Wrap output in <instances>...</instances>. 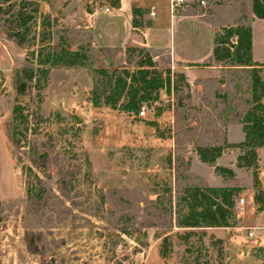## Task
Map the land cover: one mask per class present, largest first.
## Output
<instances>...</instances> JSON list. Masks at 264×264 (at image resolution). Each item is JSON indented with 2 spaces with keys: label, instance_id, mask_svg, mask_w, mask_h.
Listing matches in <instances>:
<instances>
[{
  "label": "rangeland",
  "instance_id": "obj_1",
  "mask_svg": "<svg viewBox=\"0 0 264 264\" xmlns=\"http://www.w3.org/2000/svg\"><path fill=\"white\" fill-rule=\"evenodd\" d=\"M240 1L191 0V6L208 11L203 16L179 18L171 36L169 29L164 28L167 34L163 37H171L177 51L185 41H197L200 49H206L213 41L215 25L234 20L238 15H245L250 22L251 2ZM40 3L43 14L50 12L54 21L51 42L57 44L59 36L64 34L72 48L80 44L88 47L95 65L111 66L103 52L93 45L92 37L99 45L120 43L125 31L124 16L118 20V41L109 34L116 23L111 16L120 6L111 0H40ZM121 4L127 12L128 0H122ZM26 8L31 10L29 5ZM176 8L174 12L178 16L180 9ZM90 11L93 13L89 14ZM43 14L38 16L32 31L38 37ZM251 23L254 56L264 61V20L257 18ZM36 41L19 45L8 36L0 18V264H226L229 253L224 230L233 227L242 231L243 216L248 224L243 227L248 233L249 224L255 223V213L262 210V203L254 198L253 169L236 165L238 147L227 148L217 161L234 168L232 177L218 174L212 165L195 156L198 145L244 139L242 123L234 116L242 101L236 83L239 73L223 68L224 85L214 79L198 88L190 86L186 75L184 78L175 75L181 71L169 65L170 91L161 89L157 101L145 104V114H137L147 116L154 110L165 111L160 120L148 121L155 128L148 141L101 147L97 145V137L107 143L116 134L109 133L111 121L93 106L94 72L88 64L53 67L42 89L41 102L35 88H29L25 94L17 92L16 70L32 63L33 51L38 47ZM138 57L136 53L132 62L124 64L134 67ZM176 81L178 88L174 87ZM16 101L51 116L46 130L56 133L54 146L46 135L38 136V149L47 148L50 152L46 161L29 150V135L23 136L19 146L11 140L12 109ZM57 112L65 116L62 123L55 121ZM73 113L83 121L78 137L60 131L75 122ZM137 115L128 122L130 132L139 129ZM258 152L259 175L264 180V146ZM28 165L47 184L42 199L27 194ZM30 176L34 178L33 173ZM191 184L238 186L236 224L195 229L179 225L178 196ZM240 196L245 197L242 207ZM260 222L263 225L256 231L264 235V213ZM189 230L193 233L189 234ZM166 244L170 251L163 257L160 249Z\"/></svg>",
  "mask_w": 264,
  "mask_h": 264
},
{
  "label": "trees",
  "instance_id": "obj_2",
  "mask_svg": "<svg viewBox=\"0 0 264 264\" xmlns=\"http://www.w3.org/2000/svg\"><path fill=\"white\" fill-rule=\"evenodd\" d=\"M111 1L114 5L120 6L121 0ZM28 5L31 6L29 11L26 10ZM252 8L257 17L264 18V0H252ZM146 12L147 8L133 7L132 21L136 28H142L151 23L150 19L144 17ZM42 14L40 0H20V2L2 0L0 2V18L5 23L8 36L14 38L22 46L35 40L38 41H36L38 47L33 51L32 63L16 70V89L19 94H25L29 88H35L38 101L41 102L43 100L42 89L48 82L53 67L87 64L94 72L91 100L95 105L106 104L137 115L145 104L151 105L152 101L159 99L161 89L170 91L172 86L170 66L160 67L146 46H127L128 62L133 61L134 54L139 55L134 67L124 63L111 66L95 65L90 59L88 47L84 44L72 48L68 36L64 34L59 36L57 44L51 42L54 21L50 12L44 13L41 18L39 37L37 34H32L38 16ZM213 59L225 66L227 70L239 73L236 83L240 89L242 101L234 116L242 123L245 137L240 141L198 145L196 150L200 158L212 165L218 174L232 177L235 175L234 168L219 164L217 158L227 148L238 147L240 152L236 165L253 169L254 198L256 202L262 203L260 207L263 209L264 188L259 175L258 148L264 146V68L254 59L253 26L245 15L241 16L239 21L221 25L216 29ZM175 75L182 78L185 76L184 72H175ZM241 78L246 82L245 86L242 85ZM219 80L224 82L225 77L221 76ZM174 87H180L178 81L174 83ZM161 111L158 110V113ZM55 116V121L58 123H62V119L65 118L60 112H57ZM71 116L76 119L75 122L69 124L68 127H62L60 131L78 137L83 121L76 113ZM51 121V116L43 114L39 108L30 109L26 103L16 101L12 109L11 140L19 146L23 141V136L27 138L29 135L30 138L27 139L29 150L33 154H39L46 161L50 152L47 148L38 149V136L46 135L51 145L54 146L56 133L46 130ZM87 159L90 164L91 157L88 156ZM33 161H36L35 158ZM27 167L29 168V177L26 179L27 194L29 197L35 196L37 199H42L46 195L47 184L32 165ZM22 168L25 171L23 164ZM31 173L34 174V178L30 176ZM239 192L240 188L236 185L205 187L191 184L185 186L182 194L178 196V224L191 227L190 229L202 226L235 225L237 220L234 207ZM1 206L0 199V210ZM192 233L193 230H189V234ZM165 239L168 241L167 236ZM169 251L167 244L162 245L160 252L163 257H167Z\"/></svg>",
  "mask_w": 264,
  "mask_h": 264
},
{
  "label": "crops",
  "instance_id": "obj_3",
  "mask_svg": "<svg viewBox=\"0 0 264 264\" xmlns=\"http://www.w3.org/2000/svg\"><path fill=\"white\" fill-rule=\"evenodd\" d=\"M230 1L235 3L241 2L240 0ZM250 2L252 6V0H250ZM121 3L117 12H114V14L111 16V19L116 23L111 26L112 28L110 27L111 29L109 31L112 40L116 41V38H118L120 33V25L118 23V20L122 16L125 17L122 21L125 31L120 38V43L118 44L116 42L115 44H110L108 46L99 45L91 35L93 45L97 49H100L101 52H103V55H105V60L107 63H109V65L126 63V48L128 45H144L149 49L159 65H172L175 70L184 72L187 79L189 80V84H191L190 86L193 85L198 88H202L204 87L206 82H211L214 79L219 80L218 77H221L222 69L226 67L220 63H217L213 59L214 35L213 41L207 44L206 49H200L197 41H185L182 49H180L179 51H177L175 46H173L171 37L169 39L167 38V36L163 37L164 34H167L164 28L169 29L168 34L171 36L173 30L176 29L179 18H184L190 15L203 16L208 10H199L195 6H191L193 5L191 0H185L183 3H180L178 5L180 12L178 16H175L174 9L170 5V0H128L129 7L127 8V12H124L122 10ZM134 6L147 8V12L144 17L151 20V23L149 25H145L142 28H136L133 25L132 9ZM88 13L92 14L93 11H90ZM249 16L250 23L252 20L260 18L255 15V13L253 12V8L251 11H249ZM239 18L240 17L238 15V17H236L234 20L225 21L221 25L233 23V21H237L239 20ZM260 19L264 20V18ZM221 25L214 26V34L216 29ZM254 59L262 66L264 65V61L255 58V56ZM206 62L210 63L205 64ZM222 84L224 85L225 82H222ZM93 106L96 108L97 113L100 112L104 117H108L111 121V129L109 133H111V135L114 133L116 134V138L113 141L111 140V142L106 140L107 143H104L102 137H97V145H100L101 147H114L129 143L131 141H136V143L139 144L146 143V141H148L147 138L151 136L150 134L155 129L153 125L149 124L148 121L157 119L160 120L161 116L165 112L164 110H162L161 113H158V111L154 110L147 116L137 115V126L139 127V129H136V131L134 130L135 132H130L128 122H131V120H133V118L135 117L134 114H129L123 110L113 108L106 104ZM144 131H149V133L146 134ZM195 157L196 159H199V154H196ZM260 178L262 182L263 176L261 175ZM263 213L264 209L259 211V214L255 213V223L249 225L256 226V230L259 226L263 225L260 222V218ZM245 225L248 224L244 221V218L242 216V227H237L243 229L242 231L235 230L233 227H227L226 230H224V234L227 239L226 247L229 253L226 264H264V235H258L256 231L255 236H250L248 233H246V230H244L245 227L243 226ZM245 233L247 234V236Z\"/></svg>",
  "mask_w": 264,
  "mask_h": 264
},
{
  "label": "built area",
  "instance_id": "obj_4",
  "mask_svg": "<svg viewBox=\"0 0 264 264\" xmlns=\"http://www.w3.org/2000/svg\"><path fill=\"white\" fill-rule=\"evenodd\" d=\"M185 0H170V5L173 9H175L180 3H183ZM202 3H205V0H201ZM153 13V12H152ZM146 112V106L144 105L142 107V109L140 110V114L144 115ZM245 201V197L244 196H240L239 198V203H240V207H242V203ZM249 231L248 234L250 236H255L256 235V226H249L248 227Z\"/></svg>",
  "mask_w": 264,
  "mask_h": 264
}]
</instances>
